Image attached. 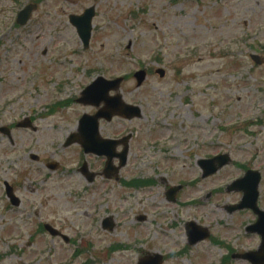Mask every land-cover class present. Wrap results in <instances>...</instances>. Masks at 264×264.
I'll list each match as a JSON object with an SVG mask.
<instances>
[{
    "label": "rangeland",
    "instance_id": "obj_1",
    "mask_svg": "<svg viewBox=\"0 0 264 264\" xmlns=\"http://www.w3.org/2000/svg\"><path fill=\"white\" fill-rule=\"evenodd\" d=\"M34 1L0 0V128H10L0 132V264H137L148 252L163 254V264H251L229 255L257 248L258 237L245 233L255 216L224 206L241 197L226 184L254 168L264 209V66L249 58L264 57V0H39L29 21L15 24ZM92 6L84 48L68 17ZM138 70L147 78L136 88ZM98 76H126L119 92L141 117L100 120L101 137L129 135L128 160L117 180L87 184L78 168L99 171L104 158L64 141L82 114L96 111L76 99ZM26 118L30 127H15ZM219 152L233 163L202 179L197 159ZM133 178L154 184L126 187ZM5 180L19 206L6 197ZM179 182L176 201H166V188ZM105 216L111 231L101 228ZM192 220L231 252L210 239L188 245ZM44 223L69 243L39 231Z\"/></svg>",
    "mask_w": 264,
    "mask_h": 264
},
{
    "label": "water",
    "instance_id": "obj_2",
    "mask_svg": "<svg viewBox=\"0 0 264 264\" xmlns=\"http://www.w3.org/2000/svg\"><path fill=\"white\" fill-rule=\"evenodd\" d=\"M35 8V5H27L25 8H23L17 15V22L20 25H24L26 21L28 20L31 11ZM94 15L93 8H88L84 11L83 14L76 16L71 15L69 16V21L72 25L76 27L77 34L79 38L82 40L84 47L88 46L89 38L91 35V19ZM251 58L258 64L264 62L261 60V58L257 55H251ZM160 76L163 75L162 70H158ZM135 78L137 80V86H139L142 81L145 78V72L139 71L135 73ZM120 80H112L107 81L103 79L102 77H98L95 81H93L90 85H88L83 91L82 96L79 99V101L83 103H90L95 106H98L101 102L104 103V107L100 109L95 115L93 116H87L84 115L79 120V131L81 132L80 136L71 135L66 140L65 145L71 144L73 141H79L84 149L85 152L91 151L95 152L97 154H105L108 157V163L113 156L114 147L116 145V142L110 141V140H102L100 145H97L96 142H100L99 136H98V119L103 117L109 120L113 114H121L126 118H131L133 116H139V108L133 107L127 104L122 103L121 96L116 95L114 97H109L108 93L110 90L117 89L118 84ZM22 126L27 125L25 123L20 124ZM88 130V133L84 130ZM127 153V148H124L123 152L119 154V156L122 159V163L125 161V156ZM228 162V157L225 155L216 156L210 160L201 162L204 166L205 173L204 175L210 174L212 172H215L218 168L222 167ZM50 168H55L56 164L49 165ZM110 164H108L105 173H108L111 170ZM85 170V169H84ZM248 174V173H247ZM255 176L253 184H251V188L248 190H245V196H244V205L247 207H251L257 214H258V220L255 225L250 227L251 231L257 232L261 235V244L260 248L256 252L252 253H246L242 257L249 260L252 264H264V212L259 211L256 208V187L257 183L259 181V175L257 173L252 174ZM247 176V175H246ZM246 176L244 178H246ZM242 180L241 179L234 183V185L239 184ZM10 190L11 194V188L7 187V191ZM12 202L14 204H18V200L15 199L12 195ZM241 204L238 207L242 206ZM104 226L112 227L111 223L109 221L104 222ZM45 229H47L52 235L57 234V232L51 228L49 225H45ZM197 230V229H196ZM199 232V230H197ZM207 237V234L201 235V236H191L189 237V242L191 244L197 242L198 240ZM161 256L160 255H154L147 257L139 262V264H161Z\"/></svg>",
    "mask_w": 264,
    "mask_h": 264
},
{
    "label": "flooded vegetation",
    "instance_id": "obj_3",
    "mask_svg": "<svg viewBox=\"0 0 264 264\" xmlns=\"http://www.w3.org/2000/svg\"><path fill=\"white\" fill-rule=\"evenodd\" d=\"M116 117V116H115ZM118 117H120V116H118ZM124 136H118V137H116V139L115 140H117V141H119V142H122V138H123ZM122 146H120L119 148H121ZM121 150V149H120ZM119 150V151H120ZM116 154H118L117 152H116ZM115 155V154H114ZM116 162L118 161V158H115L114 159ZM127 164V163H126ZM79 171H80V169H79ZM119 172H120V169L116 172V174H119ZM96 175V174H95ZM97 176H100V175H97ZM97 176L89 183V184H92L96 179H97ZM160 179L161 180H164V178H162V177H160Z\"/></svg>",
    "mask_w": 264,
    "mask_h": 264
}]
</instances>
